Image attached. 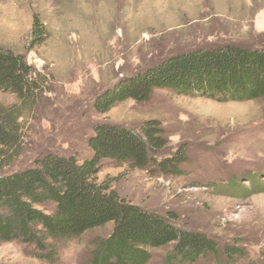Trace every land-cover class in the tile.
<instances>
[{
    "label": "rangeland",
    "instance_id": "obj_1",
    "mask_svg": "<svg viewBox=\"0 0 264 264\" xmlns=\"http://www.w3.org/2000/svg\"><path fill=\"white\" fill-rule=\"evenodd\" d=\"M34 15L48 32L36 46ZM226 43L264 47V0H0V47L23 55L41 81L26 103L0 90V109L14 113V158L0 175L48 154L82 162L92 155L88 139L97 124L138 131L157 119L166 137L157 160L182 153L179 173L104 160L98 181L126 202L172 213L177 227L214 239L218 253L193 264H264V192L243 197L217 186L232 177L249 186V173L264 180V98L222 102L159 89L149 102L129 99L106 114L94 108L103 91L169 56ZM113 226L59 245L54 260L21 240L0 242V264H90L91 244ZM173 248L151 249L148 264H167ZM227 248L239 253L229 258Z\"/></svg>",
    "mask_w": 264,
    "mask_h": 264
},
{
    "label": "trees",
    "instance_id": "obj_2",
    "mask_svg": "<svg viewBox=\"0 0 264 264\" xmlns=\"http://www.w3.org/2000/svg\"><path fill=\"white\" fill-rule=\"evenodd\" d=\"M47 36L46 25L34 15L32 46L43 43ZM40 82L23 55L0 47V90L26 103L35 98ZM159 89L222 102L262 99L264 47L226 43L169 56L103 91L94 108L106 114L129 99L149 102ZM13 117L12 111L0 109V171L14 158L10 151ZM88 144L92 155L82 162L74 155L48 154L32 167L0 175V242L21 240L54 260L59 245L113 223L107 238L91 244L90 264H148L151 249L171 244L174 248L167 264H193L218 253L216 241L205 233L177 227L172 213L161 215L128 203L97 179L104 160L132 169L154 163L165 174L179 173L178 167L185 161L182 153L157 160L166 144L159 120H147L138 131L118 124H97ZM244 181L249 186L234 177L217 186L243 197L264 192L261 176L249 173ZM238 253L227 248L226 255L233 258Z\"/></svg>",
    "mask_w": 264,
    "mask_h": 264
}]
</instances>
